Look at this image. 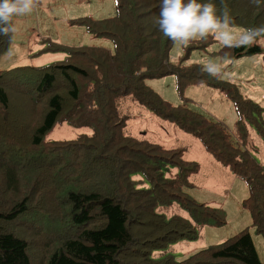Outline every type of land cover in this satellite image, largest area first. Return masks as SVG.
I'll list each match as a JSON object with an SVG mask.
<instances>
[{"label": "trees", "instance_id": "16d2710c", "mask_svg": "<svg viewBox=\"0 0 264 264\" xmlns=\"http://www.w3.org/2000/svg\"><path fill=\"white\" fill-rule=\"evenodd\" d=\"M227 3L235 25L264 23V3ZM159 8L160 0H119V6L113 0L112 15L78 19L93 35L109 37L111 49L41 39L42 50L63 52V58L0 68V264H264L247 228L264 237V165L246 146L249 126L264 138V106L235 83L209 77L201 64L183 63L185 56L169 61L171 41L155 23ZM10 41L0 36V56ZM218 52L225 55L222 45ZM253 53L264 64L261 43L228 55ZM170 73L179 93L186 84L203 83L231 98L232 130L190 108L183 95L172 104L145 82ZM126 103L191 132L240 178L247 188L240 205L250 223L185 257L166 251L175 240L195 239L204 226L225 223V212L185 192L200 166L182 156L184 146L164 147L142 130L130 132L135 113ZM61 121L88 130L46 139ZM173 201L185 215L155 210Z\"/></svg>", "mask_w": 264, "mask_h": 264}, {"label": "rangeland", "instance_id": "374dc122", "mask_svg": "<svg viewBox=\"0 0 264 264\" xmlns=\"http://www.w3.org/2000/svg\"><path fill=\"white\" fill-rule=\"evenodd\" d=\"M112 14L113 0H40L33 13L14 17L17 31L12 34L9 47L0 56V68L19 63L46 65L63 58V52L42 50L44 43L41 39L46 43L69 46L99 45L111 49L109 37L93 35L84 23L78 22V19L84 15L100 18ZM243 29L245 28L239 25L234 27L237 32ZM219 46L220 43L214 38L194 42L188 48L170 42L167 59L175 62L185 56L182 59L183 63L203 65L209 60L221 63L224 70L220 78L235 83L242 95L264 106V64L261 55L253 53L238 58L229 55L226 57L218 52ZM145 82L172 104L179 103L180 95H183L187 98V105L190 108L222 121L232 130L236 119L232 100L217 88L203 83L186 84L179 93L175 88V75L172 73L148 77ZM126 104L135 113V117L128 125L129 130L133 132L142 130L145 138L164 147L182 145L184 146L182 156L199 163L200 169L197 173L199 183L194 181L198 185L184 188L185 192L196 201L217 204L225 212V223L215 230L209 229L212 232L210 235H206L205 231V235L201 232L192 240H175L168 244L166 251L175 259H179L209 243L219 242L244 227L246 223L241 225V220L234 217L236 212L241 210L240 201L243 195H246L244 182L237 177L231 180L228 169L217 165L212 155L191 132L178 128L173 122L162 119L148 110L140 111L131 103ZM261 117L264 120V109L261 111ZM87 130V127H73L61 121L52 126L45 138H71ZM247 139L248 150L264 165V138L257 134L253 126H249ZM232 181L233 186L229 189ZM155 210L165 216L173 213L186 214L184 208L175 201L157 205ZM247 228L256 254L264 263V237L250 224Z\"/></svg>", "mask_w": 264, "mask_h": 264}, {"label": "clouds", "instance_id": "9594fccd", "mask_svg": "<svg viewBox=\"0 0 264 264\" xmlns=\"http://www.w3.org/2000/svg\"><path fill=\"white\" fill-rule=\"evenodd\" d=\"M40 0H0V36L11 38L17 31L14 17L33 13ZM119 6V0H115ZM260 7L264 0H249ZM159 31L173 44L188 48L194 42L207 41L210 37L223 46L225 56L230 50L252 47L264 43V23L235 31V17L227 0H160L159 16L155 21ZM211 78L219 79L223 65L209 60L199 65Z\"/></svg>", "mask_w": 264, "mask_h": 264}, {"label": "crops", "instance_id": "0c3cea01", "mask_svg": "<svg viewBox=\"0 0 264 264\" xmlns=\"http://www.w3.org/2000/svg\"><path fill=\"white\" fill-rule=\"evenodd\" d=\"M130 132L133 133L132 130H130ZM134 132H135V131H134ZM215 162H216V161H215ZM216 163H217V162H216ZM217 165H219V164L217 163ZM232 179L235 180V177L231 174V180H232ZM195 181H196L197 183H199V177H198V174H196ZM195 185H198V184L195 183ZM244 185H245V184H244ZM232 186H233V181H232V183H231L229 189H231ZM245 187H246V186H245ZM246 194H247V188H246ZM244 196H246V195H243V197H244ZM243 197H242V198H243ZM207 203H209V202H207ZM210 204H212V205H217V204H214V203H210ZM234 217H235L236 219H240V220H241V222H242L241 225H243L244 223H246V225H248V224L250 223V217H249V214H248V212L246 211V209H244V208H242V207H241V210H238V212H236V214H235ZM247 222H248V223H247ZM220 226H221V225H220ZM220 226H204V227L200 228V232H199V234L202 232L203 235H205V231H206V235H210L212 232H210L209 229H213V230H215V229H217V228L220 227ZM214 233H215V232H214Z\"/></svg>", "mask_w": 264, "mask_h": 264}]
</instances>
